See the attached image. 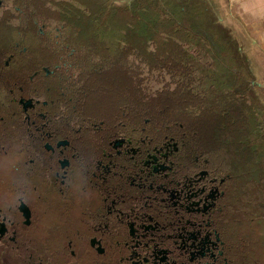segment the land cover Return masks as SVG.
<instances>
[{
  "label": "flooded vegetation",
  "instance_id": "af4514ba",
  "mask_svg": "<svg viewBox=\"0 0 264 264\" xmlns=\"http://www.w3.org/2000/svg\"><path fill=\"white\" fill-rule=\"evenodd\" d=\"M23 5L0 0V264H251L225 220L231 174L86 122L77 50Z\"/></svg>",
  "mask_w": 264,
  "mask_h": 264
},
{
  "label": "rangeland",
  "instance_id": "374dc122",
  "mask_svg": "<svg viewBox=\"0 0 264 264\" xmlns=\"http://www.w3.org/2000/svg\"><path fill=\"white\" fill-rule=\"evenodd\" d=\"M23 1L25 18L39 19L38 13H41L49 20L54 19L48 29L49 43L56 42L55 27H61L59 41L69 44L66 59L69 51L77 50L72 59L74 66L66 74L74 78L71 81L78 87L75 93L79 107L93 115L86 122L104 129L108 128L107 119H110L117 136L131 135L130 132L137 129L132 132L133 136H157L161 142H169L171 147L181 148L191 157H210L211 162L220 163L221 176L231 174L225 184L228 191L225 220L233 231L230 230V234H234V241L239 246L247 243L244 254L251 257V264H256L258 259L264 264V222L259 224L257 234L254 230L257 214L264 215V176L260 180L253 165L243 168L241 162L246 158L220 141L216 113L208 111L203 98L192 93L183 80L156 75L159 70L156 64L142 66L141 62L139 69L132 60L133 54L114 53L107 43L98 44L95 39L82 38L76 21L62 12L66 0H63V6L60 0ZM134 1L111 0L121 6L131 5ZM209 1L211 8L212 0ZM214 21L231 38L235 54L250 73V91L264 108V49L260 45L258 26H245L242 20ZM250 56L251 62H248L246 59ZM210 112L211 115H206ZM98 134L101 136L105 132ZM90 138L97 139L95 135Z\"/></svg>",
  "mask_w": 264,
  "mask_h": 264
},
{
  "label": "trees",
  "instance_id": "16d2710c",
  "mask_svg": "<svg viewBox=\"0 0 264 264\" xmlns=\"http://www.w3.org/2000/svg\"><path fill=\"white\" fill-rule=\"evenodd\" d=\"M64 5L62 12L76 21L82 38L107 43L114 53L133 54L139 69L156 64V75L185 81L216 113L220 141L242 154V167L253 165L261 180L264 108L247 87L250 73L208 4L135 0L121 6L111 0H66Z\"/></svg>",
  "mask_w": 264,
  "mask_h": 264
},
{
  "label": "crops",
  "instance_id": "0c3cea01",
  "mask_svg": "<svg viewBox=\"0 0 264 264\" xmlns=\"http://www.w3.org/2000/svg\"><path fill=\"white\" fill-rule=\"evenodd\" d=\"M203 1L210 6L209 0ZM211 11L212 19L216 22L229 19L242 20L245 26L251 28L258 26L260 45L264 49V0H212ZM244 25L245 32L249 34V30ZM254 42L256 41L254 40ZM239 50H242V47H239ZM246 60L251 62V56L247 57Z\"/></svg>",
  "mask_w": 264,
  "mask_h": 264
}]
</instances>
